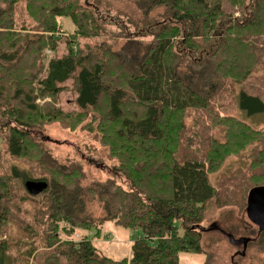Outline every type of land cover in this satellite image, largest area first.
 Returning a JSON list of instances; mask_svg holds the SVG:
<instances>
[{
    "label": "trees",
    "instance_id": "16d2710c",
    "mask_svg": "<svg viewBox=\"0 0 264 264\" xmlns=\"http://www.w3.org/2000/svg\"><path fill=\"white\" fill-rule=\"evenodd\" d=\"M19 1L37 19L19 22ZM106 1L0 0L5 7L0 10V47L11 49H0V80L11 83L3 98L10 110L0 115L9 130L11 153L25 156L34 150L43 156L44 140L30 131L56 121L68 130L86 128L118 161L112 178L83 186L74 179L78 171L70 172L49 154L47 166L53 177L36 178L46 182V189L14 196L15 201L7 200V192L0 193V264L20 261L25 253L22 240L52 249L54 259L43 260L44 264H179L181 252L203 253V205L218 193L209 175L228 155L245 156L246 172H262L258 185L250 189L264 185V129L223 114L224 102L216 100L241 85L234 95L236 107L248 114L264 111V92L254 88L264 77V60L254 57L258 38L247 36L253 31L249 23H255L253 9L251 22L245 16L232 18L221 0H129L134 9L124 17L131 29L122 25L108 31L103 41L81 46L80 37L98 36L102 30L95 9ZM231 1L240 12L247 3ZM251 2L253 8L257 3V18L264 12V0ZM62 17L73 23L71 34L60 28L57 19ZM146 36L151 41H142ZM60 40L65 50L58 54ZM45 48L54 51L48 60ZM14 57L18 64L10 67ZM69 79L76 85L71 110L76 119L62 123L60 117L70 119L73 114L55 101L39 105L33 94L56 97ZM0 89L1 94L4 87ZM207 113L214 114L208 121ZM199 116L204 120H197ZM214 117L224 127L222 139L208 130ZM121 178L127 188L119 183ZM37 197H47L46 208L40 210L41 218L30 219L27 227H35L30 230L22 214L28 200ZM93 202L101 209L98 218L93 217ZM107 221L131 231L129 256L112 259L88 237L69 238L82 229L94 230V237H99ZM62 222L69 227L54 232L52 224ZM35 229L45 236L43 241L34 240ZM51 237L53 242L48 241ZM12 246L15 254L9 251Z\"/></svg>",
    "mask_w": 264,
    "mask_h": 264
},
{
    "label": "rangeland",
    "instance_id": "374dc122",
    "mask_svg": "<svg viewBox=\"0 0 264 264\" xmlns=\"http://www.w3.org/2000/svg\"><path fill=\"white\" fill-rule=\"evenodd\" d=\"M221 3L224 11L232 18H241L245 16L252 22L251 18L254 16L253 22L255 23H249L253 31L249 32L247 36L252 38L256 37L263 42L261 43L258 39H255L254 44L256 50L254 51V57L264 60V12H261L256 18V14L259 13V11L256 13L257 3H255L253 8L251 6V0H247L246 5L242 8V12L237 10V4L232 3L231 0H221ZM16 8V16L17 18L20 17L19 22L29 17L31 19H37L35 16L29 15L30 12L27 10L25 2L19 1ZM2 9H5V7L0 5V10ZM36 9L37 5L32 10ZM45 9H50L47 3L45 4ZM133 9L134 5L129 0H107L102 4V7L95 9L96 13L94 12L102 26L99 35L80 37L79 44L81 46H93L103 41L108 31H118L122 25H128V28L131 29L132 27L129 26V22L124 16L125 12L131 14ZM251 9H253V16L249 17ZM57 20L60 24V28L66 32V34H71L73 32L74 26L68 17L58 18ZM115 20L125 21L116 23ZM42 31L32 30V32L38 34H41ZM43 33L47 34V32ZM56 36L58 35L56 34ZM142 41H151V37L146 36ZM64 46V40H60L59 44H57L58 54L64 52ZM74 46L76 47V45ZM0 49L7 52L11 51V49L7 47H0ZM45 49L44 54L47 58L44 59L48 60V58L54 56V51L48 48ZM47 50L51 52L47 53ZM247 54L249 55V53ZM16 56L18 57V55ZM22 58H24L23 55H19L18 60L21 59L22 61ZM18 60L16 61L14 57L13 62L9 64L10 67L15 65V63L18 64ZM30 63L32 62L30 61ZM3 66H5L4 63ZM37 68L38 64H35L34 70ZM24 78L26 80L28 79L27 77ZM2 80L4 79L0 80V86L4 87V90L0 94V114L10 110V105H5L3 98L6 97L7 91L10 93L11 83L5 85ZM11 80L15 82V76H12ZM34 86L33 90L35 91V88H37V81H35ZM240 87L242 86L236 85L235 89H232V93L225 91V94L222 93L216 97L217 102H224L223 114L233 115L256 129H264V111L256 114H248L239 106L236 107L234 95ZM62 88L64 89L56 97H38L36 92L33 94V97H36V103L39 105L45 102L55 101L56 106L62 108L65 113L71 112L75 106L76 85L73 80L69 79L63 83ZM254 88L255 91L259 90L260 93L264 92V77H260L258 83L255 82ZM54 98L55 100H53ZM71 113L73 114L72 118L66 119L65 117H60V121L62 123H69L76 119L75 112ZM213 115V113H207L205 120L208 121ZM198 119L204 120L203 117L200 116L197 117V120ZM4 121L5 117L0 115V193L7 192V200L12 199V201H15L14 196L15 198H20L27 194L24 185L25 181L37 180V177L43 175L53 177L51 170L47 166L49 163L47 162L49 154H51L53 158L59 159L62 163H65V167L70 172L73 170L78 171L79 177L74 179H77V182L83 186H88L93 181H105L109 177L112 178V175H114L112 170L118 166L117 159L113 158L108 153L107 149H105L106 145L102 144L98 137H90L86 128H83L84 131L82 129H77L79 126H73L72 130H68L63 128V125L56 121L44 122L41 124V129L30 131L41 140H44L45 143L41 144V152L44 153L43 156L39 155V153L34 150L31 151L30 155L15 156L8 147L10 134L9 130L2 125ZM216 123L217 118L214 117L208 125V130L215 137L222 139L224 127L218 126L220 124ZM246 164L247 159L245 156L231 154L224 159L215 172L209 175V183L218 188V193L216 199L203 205L202 218L204 220L200 223V227L203 230L201 233V247L203 253L181 252L179 253V264H264V232L259 230L258 227L249 220L246 213V198L249 189L253 184H257L256 178L262 172L258 170H256V172H246L247 170L244 169ZM237 171H241V174L235 173ZM231 173H233V176H229ZM254 176L255 179L251 180ZM114 177L116 176H113V178ZM118 181L124 185V188L128 187L124 179L121 178V181ZM259 184L262 183L259 182ZM218 199L221 201L217 202ZM28 201L29 202L25 205L26 208H24L25 214H22L26 227L28 224L32 223L30 219L33 220L34 216H40L41 218L39 212L41 209L46 208L45 201L47 203V197H37L34 200ZM94 207L96 212H94L95 215H93V217L98 218L101 209L96 202L91 203L92 210H94ZM63 226H65V228L69 227L63 222L52 224L54 232L64 230L65 228H63ZM34 228L33 226L27 227V229L30 230ZM84 233L89 234L88 236L90 237L92 233L94 234V230H77L76 233L70 235L69 238H73L75 241L80 240L83 238ZM32 234L34 240L38 242L44 240L45 236L41 235L37 229H35ZM100 237L101 241L97 242V246L104 255L114 259L129 255L130 244L127 243L129 237L126 228L107 221L103 226L102 235ZM53 240L54 239L51 237L48 241L53 242ZM21 244L25 247V253L21 254L20 261L18 260L15 264H30L31 262L34 264H44L42 262L43 260L54 259L55 253L51 251L52 249L47 250L39 243L32 245L31 241L22 240ZM10 250L15 254V247H10L9 251Z\"/></svg>",
    "mask_w": 264,
    "mask_h": 264
},
{
    "label": "water",
    "instance_id": "95a60500",
    "mask_svg": "<svg viewBox=\"0 0 264 264\" xmlns=\"http://www.w3.org/2000/svg\"><path fill=\"white\" fill-rule=\"evenodd\" d=\"M26 191L31 195H37L47 185L45 181L27 180L24 183ZM246 213L249 220L264 231V185L251 188L247 195Z\"/></svg>",
    "mask_w": 264,
    "mask_h": 264
},
{
    "label": "crops",
    "instance_id": "0c3cea01",
    "mask_svg": "<svg viewBox=\"0 0 264 264\" xmlns=\"http://www.w3.org/2000/svg\"><path fill=\"white\" fill-rule=\"evenodd\" d=\"M109 222H111V221H109ZM105 223H107V222H105ZM105 223L102 225V228H101V233H100V236L102 235V229H103V226L105 225ZM114 225H116L114 222H112ZM118 226V225H117ZM128 230V237H129V240H128V244H130V246L132 245V243H133V241H132V239H131V231L129 230V229H127ZM94 233H95V231H94ZM107 233V232H106ZM89 234H85L84 233V235L83 236H85V237H88V238H90L91 239V241H92V243H93V245L98 249V251L101 253V254H103L102 253V251L99 249V247L97 246V242H100L101 241V237L99 236V237H94V235L95 234H93L92 233V236H88ZM96 239V240H95ZM130 252V251H129ZM104 255V254H103ZM106 256V255H105ZM129 256V255H128ZM108 257V256H107ZM111 258V257H110ZM122 258V257H121ZM112 259H114V258H112ZM120 259V258H119Z\"/></svg>",
    "mask_w": 264,
    "mask_h": 264
},
{
    "label": "bare ground",
    "instance_id": "6f19581e",
    "mask_svg": "<svg viewBox=\"0 0 264 264\" xmlns=\"http://www.w3.org/2000/svg\"><path fill=\"white\" fill-rule=\"evenodd\" d=\"M210 83V82H209ZM214 83V82H213ZM238 83V82H237Z\"/></svg>",
    "mask_w": 264,
    "mask_h": 264
},
{
    "label": "built area",
    "instance_id": "2783aa9c",
    "mask_svg": "<svg viewBox=\"0 0 264 264\" xmlns=\"http://www.w3.org/2000/svg\"><path fill=\"white\" fill-rule=\"evenodd\" d=\"M49 53V51H47Z\"/></svg>",
    "mask_w": 264,
    "mask_h": 264
}]
</instances>
